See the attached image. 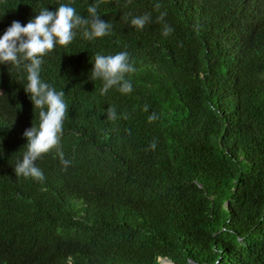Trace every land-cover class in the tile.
<instances>
[{"label":"trees","instance_id":"1","mask_svg":"<svg viewBox=\"0 0 264 264\" xmlns=\"http://www.w3.org/2000/svg\"><path fill=\"white\" fill-rule=\"evenodd\" d=\"M60 4L112 27L43 57L70 162L43 154V180L15 174L39 110L0 64V264H264V0H0V37ZM119 52L132 91L101 95L95 55Z\"/></svg>","mask_w":264,"mask_h":264},{"label":"clouds","instance_id":"2","mask_svg":"<svg viewBox=\"0 0 264 264\" xmlns=\"http://www.w3.org/2000/svg\"><path fill=\"white\" fill-rule=\"evenodd\" d=\"M155 7L158 10L161 6L156 4ZM97 9L98 5L92 4L87 8L88 16L83 17L77 14L76 9L70 4H60L55 11L41 10L26 25L13 21L0 37V64H8L17 69L23 67L27 74L24 90L29 95L34 110H39V125L32 126L23 133L27 140V151L23 155L22 162L17 163L14 168L16 176L43 180V173L35 162L53 148L57 149V154L65 167L70 163L64 159L58 147L63 132V122L68 112L64 100L65 94L63 91L57 92L43 82L40 78V70L44 56L56 46L64 47L73 41L75 29L82 28L83 37L87 40L109 34L112 25L100 19ZM165 16L166 12L161 13L158 21H163ZM150 20L149 14L136 16L131 19L130 25L136 29H143ZM171 31L172 29L165 25L163 35L167 36ZM135 71L127 52L114 55L97 54L91 76L92 80L103 81L101 95L113 87H117L122 94H127L132 91V84L125 77ZM107 115L109 119H115V109L109 107ZM157 118L153 113L149 116V122ZM155 147L156 144L153 142L151 148L155 149Z\"/></svg>","mask_w":264,"mask_h":264},{"label":"water","instance_id":"3","mask_svg":"<svg viewBox=\"0 0 264 264\" xmlns=\"http://www.w3.org/2000/svg\"><path fill=\"white\" fill-rule=\"evenodd\" d=\"M166 264H172V263H170V262H165Z\"/></svg>","mask_w":264,"mask_h":264}]
</instances>
